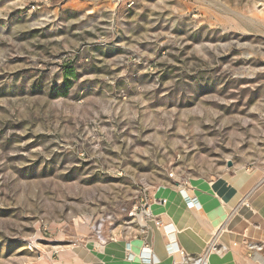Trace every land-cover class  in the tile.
<instances>
[{
  "label": "rangeland",
  "instance_id": "374dc122",
  "mask_svg": "<svg viewBox=\"0 0 264 264\" xmlns=\"http://www.w3.org/2000/svg\"><path fill=\"white\" fill-rule=\"evenodd\" d=\"M235 168L264 170V0H0V264Z\"/></svg>",
  "mask_w": 264,
  "mask_h": 264
},
{
  "label": "crops",
  "instance_id": "0c3cea01",
  "mask_svg": "<svg viewBox=\"0 0 264 264\" xmlns=\"http://www.w3.org/2000/svg\"><path fill=\"white\" fill-rule=\"evenodd\" d=\"M188 199H197L195 208L187 206ZM147 212L149 217L139 216L142 229L134 237L101 239L99 245L88 241L83 248L76 240L58 263L180 264V252L198 258L215 240L225 252L211 254L208 264H264L261 168H235L214 181H198L191 190L163 189Z\"/></svg>",
  "mask_w": 264,
  "mask_h": 264
},
{
  "label": "built area",
  "instance_id": "2783aa9c",
  "mask_svg": "<svg viewBox=\"0 0 264 264\" xmlns=\"http://www.w3.org/2000/svg\"><path fill=\"white\" fill-rule=\"evenodd\" d=\"M146 204L144 205V213L147 217H149V213L147 212L148 209V199H146ZM198 204L197 199H188L187 200V206L192 209L195 208L196 205ZM225 252L224 247H219L217 244V241H212L209 246L207 247L205 253L198 257V258H193L191 256L186 255L184 252H180V257H181V262L180 264H208V258L211 254L213 253H219L222 254Z\"/></svg>",
  "mask_w": 264,
  "mask_h": 264
},
{
  "label": "bare ground",
  "instance_id": "6f19581e",
  "mask_svg": "<svg viewBox=\"0 0 264 264\" xmlns=\"http://www.w3.org/2000/svg\"><path fill=\"white\" fill-rule=\"evenodd\" d=\"M116 245H117V244H116ZM82 250H83V249H82ZM83 251H84V250H83ZM83 251H82V252H83ZM110 251H111V250H110ZM82 252H81V253H82ZM94 254H95V253H94ZM101 255H102V254H101ZM108 256H109V255H108ZM101 257H104V256H101ZM180 258H181V257H180ZM101 259H102V258H101ZM105 260H106V259H105ZM94 261H95V260H94ZM81 262H82V261H81Z\"/></svg>",
  "mask_w": 264,
  "mask_h": 264
},
{
  "label": "water",
  "instance_id": "95a60500",
  "mask_svg": "<svg viewBox=\"0 0 264 264\" xmlns=\"http://www.w3.org/2000/svg\"><path fill=\"white\" fill-rule=\"evenodd\" d=\"M231 166V165H230Z\"/></svg>",
  "mask_w": 264,
  "mask_h": 264
}]
</instances>
